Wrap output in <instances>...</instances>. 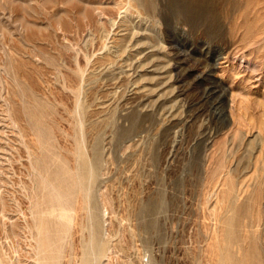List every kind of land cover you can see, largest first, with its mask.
I'll return each mask as SVG.
<instances>
[{"label":"rangeland","instance_id":"1","mask_svg":"<svg viewBox=\"0 0 264 264\" xmlns=\"http://www.w3.org/2000/svg\"><path fill=\"white\" fill-rule=\"evenodd\" d=\"M78 142L99 264H264V0H0L4 264H38L33 165Z\"/></svg>","mask_w":264,"mask_h":264},{"label":"bare ground","instance_id":"2","mask_svg":"<svg viewBox=\"0 0 264 264\" xmlns=\"http://www.w3.org/2000/svg\"><path fill=\"white\" fill-rule=\"evenodd\" d=\"M32 119L35 122L34 114ZM43 138V134L39 135L38 142L47 154L48 146L45 145ZM76 158L73 169L68 168L65 162L55 156L52 157L50 166L44 159H37L33 165L35 172L37 171L36 182L39 192L37 194L34 192L29 212L32 219L31 227L36 234L38 264H99L104 257L106 244L99 237L97 215L93 208L88 209V205H91V186L96 180L98 156L96 155L94 160H89L82 143L78 142ZM85 209L88 210L90 223L88 236L82 242L79 252L66 253V238L71 233L74 214ZM230 236L228 232V239ZM238 262L246 264L243 257ZM0 264L4 263L0 261Z\"/></svg>","mask_w":264,"mask_h":264}]
</instances>
